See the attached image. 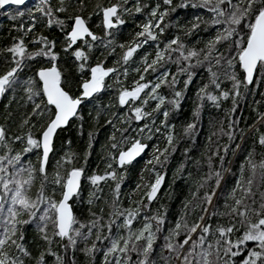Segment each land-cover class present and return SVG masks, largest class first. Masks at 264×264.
<instances>
[{
    "label": "snow or ice",
    "instance_id": "snow-or-ice-1",
    "mask_svg": "<svg viewBox=\"0 0 264 264\" xmlns=\"http://www.w3.org/2000/svg\"><path fill=\"white\" fill-rule=\"evenodd\" d=\"M162 2L164 7L158 2L148 9L146 19L139 22V30L130 40L119 42L115 34L125 24L124 16L142 13L147 7L142 0H135L131 7L128 0H109L107 4L96 3L87 11L86 0H38L30 8H9L11 19L27 13L28 23L13 25L20 34L2 50L8 54V66L0 72V96L11 90L15 98L19 90L23 93L21 99L30 102L31 107L20 122L18 134L0 124V264H48V254L55 258L54 264H66L65 255L53 248L56 243L65 253L78 249L89 264H94L97 253H102L101 264H157L155 245L161 234L160 252L167 250L159 256L162 264H264V152L257 160L254 151L249 150L240 165V177L222 207L210 211L216 188L205 191L199 199L193 192V199L186 200L179 216L167 226V208L163 204L155 210L150 208L164 180L155 166L149 169L146 165L135 187L127 194L122 191L129 166L148 147L146 139L157 132L166 137L164 147L153 146L152 159L157 164L175 150V125L169 122V116L180 108L184 91L196 75L194 68L206 66L208 77L197 88L199 103L193 108V119L183 125V133L189 136L205 98L217 108L231 98L229 111L234 112L238 98L243 96L242 88L246 90L257 74L264 79V0H182L178 6L191 4L208 9V18L195 16L187 26L180 25L183 33L163 40L161 46L157 42L168 26L165 18L175 11L173 0ZM23 4L25 0H0V6ZM94 16H99L97 26L102 34L91 26ZM201 24L213 29L203 46H196L201 43L199 40L190 44L181 38L199 31ZM38 25L57 29L59 40L43 32L30 35ZM149 42L154 45V54L147 50L138 52ZM117 48L121 53L113 66H107L105 61L116 54ZM134 56L139 60L135 68L138 79L130 88L121 86L117 93V103L129 106V114L112 113L105 120L113 131L104 147V169L90 173L86 170L92 149L91 131L82 156L78 158V154L65 150L52 165L50 154H55L58 132L73 123L82 129L83 101L106 87L110 73L119 81L117 68L121 61L135 62ZM69 62L71 67L67 68ZM168 62L175 63V72L168 70ZM32 65V74L22 78V69ZM120 70L127 75L128 68ZM149 70H159L155 80L145 79ZM221 78L230 81L231 87H222ZM162 85L171 90L170 95L158 91ZM151 101L156 102L154 107L145 110ZM99 115L98 111L94 119ZM144 118H149L151 126L142 124L134 133L124 126ZM157 119L163 129L156 126ZM228 136L231 139L232 133ZM255 142L264 149V133ZM17 143L21 147L16 148ZM65 143L70 145L71 140ZM223 148L227 151L228 145ZM217 154L218 151L213 152ZM29 156H34L35 162ZM207 163L209 172L201 179L209 181L215 177L218 187L222 171L212 167L211 157ZM145 171L154 173V178L146 180ZM83 182H88V215L81 219L74 205L77 198L84 201ZM202 187L203 184L198 185V190ZM254 188L259 189L258 196ZM125 195L127 207L123 204ZM105 206L110 211L105 212ZM134 220L142 226L134 227ZM29 225L35 226L36 238L44 245H37L36 255L26 239ZM79 243L83 247L78 248ZM67 264H76L75 257Z\"/></svg>",
    "mask_w": 264,
    "mask_h": 264
},
{
    "label": "trees",
    "instance_id": "trees-1",
    "mask_svg": "<svg viewBox=\"0 0 264 264\" xmlns=\"http://www.w3.org/2000/svg\"><path fill=\"white\" fill-rule=\"evenodd\" d=\"M108 2L109 0H86V3L88 4V9H86V11L91 10L96 3L107 4ZM112 2H115V0H112ZM158 2L161 3V7H164L162 0H142V3L147 5L142 13L125 15V24L120 26V31L115 34L117 41L130 40L132 34L139 30V22L146 19L148 9ZM31 4H33V2L12 7L0 6V72L8 66L5 62V57L8 54L2 50L10 46L14 36L20 34L17 28H14L13 25L28 23L27 13L25 16L13 20L9 17L8 10L9 8L13 11L30 8ZM178 5H182V0H173L172 6L175 7V11L170 12L165 18L164 23L168 26L166 27L165 32L161 35V40L159 41L161 46L163 40L171 38V36L176 33H183L184 28H181L180 25L187 26L195 16H201L204 19L208 18V9L192 7L191 4L188 6ZM93 21L94 23L91 25L93 30L102 34V29L97 26L99 16H94ZM40 32H43L50 38L54 37L59 40L60 34L57 29L52 28L49 30L40 25H38L37 30L30 35H37ZM212 34L213 29H206L205 25L201 24L199 31H194L191 36L182 35L181 38L190 44L199 40L201 43L196 46L201 47L203 46V42L210 38ZM29 39L30 37L26 38V40ZM29 47H32L31 43H29ZM57 48L59 49V44L57 45ZM150 49V47L144 45L142 49L138 50V52L144 50L148 51ZM120 53L121 49L117 48L116 54L110 55L105 61V64L107 66H113V61L118 58ZM152 53L154 54V52ZM97 55H99V53H97ZM173 55L175 56V54ZM136 57L137 56H134V58ZM130 62L131 61L124 63L121 61L120 66L117 68L119 81H117L116 77L110 73L109 77L106 78V87L93 97L87 98L83 101L80 108V111L84 116L82 129L79 128L78 124L73 123L70 126L65 127L63 131L58 132L55 141V154L50 156V163L52 165H54L55 158L62 155L65 150L78 154V158L82 156L89 139L88 133L91 131L93 133L92 149L91 155L88 157L87 164L85 165L86 170L90 173L92 170L102 171L104 169L105 163L102 159L105 155L104 147L109 143L108 137L113 131L112 125L105 123V120L110 118L112 113H116L117 115L121 113L129 114L128 106H122L117 103V93L121 86L130 88L133 81L138 79V73L131 74L129 72ZM32 67H34V65L22 69L21 77L27 78V76L31 75ZM70 67L71 65L69 62L67 68ZM124 67L128 68L127 75H124L120 70ZM166 67L170 72H175L176 70L174 62H168ZM193 70L196 75L193 76L191 83L184 91V96L180 101V108L171 112L169 116V122L175 125V150L169 151L167 160H163V157H161V164L164 167L162 174L165 176V182L158 198L150 205V208L153 210L159 208L161 204L167 208L166 226L179 216L186 200L193 199V192H196V199H199L203 197L205 191L216 188V195L213 197V204L210 206V211H215L217 206L222 207L228 191H230L235 185L236 180L240 177V165L244 163L249 150L254 151L257 160L260 159L261 153L264 152V149L255 142L258 135L264 133V117H260V113H264V79H261L259 74H257V79L254 80L246 90L242 88L243 96L238 98V103L234 112L229 111L232 107L231 98L223 100L219 108H217L213 102L205 98L194 131L190 136L183 133V125L193 119V108L196 103H199L197 100V88L202 83L206 82L208 77L206 66H198ZM158 73L159 70L156 73L149 70V73H146V75L148 79H153ZM74 76L75 74L73 73V78ZM170 78L171 77H169V79ZM183 78L184 77L182 76L181 80H183ZM221 83L222 87H231V82L224 80L223 78H221ZM160 91L164 95L171 94V90L165 85L161 86ZM22 95L23 93L17 90L15 98H13V92L9 90L3 96L0 104V124H3L10 133H19L21 130L19 127L20 122L31 107L30 102L26 103L21 99ZM146 108L147 107H145V109ZM98 111L100 112V115L98 118L94 119ZM131 115H134V113ZM142 124H149V120L143 119L142 121H132L131 124L124 126L128 127L130 131L134 133V130ZM158 124L156 122V126L161 127ZM229 124H231V127H229ZM229 132L232 133L231 139L228 136ZM157 136H163L162 132H157L151 139H146L144 141L148 144V151L156 143ZM209 137H211V139H209ZM117 138H119V133H117ZM66 140H71V144L69 145L65 143ZM225 144L228 145L227 151H224L223 148ZM165 145L166 140H164L163 147ZM237 145H239V147H237ZM14 146L16 148L21 147L18 143ZM185 149H187V151H185ZM217 151L218 154L213 155V152ZM221 156L223 157L222 161L220 159ZM209 157H211L212 160V167L214 169H221L222 171L221 184L218 187L214 183L215 177L209 181L201 179V177L206 176L209 172V166L207 163ZM27 158L34 162L33 156ZM144 159L145 155L129 166L128 174L122 184V191L137 181L136 177L139 174ZM144 174L146 175V173ZM245 175H247V171L245 172ZM200 184H203L204 187L199 188L198 190V185ZM83 185L84 192L82 193V196L84 201L82 202L80 198H77L74 205V211L81 219L86 218L88 215L86 211L88 207L86 203L88 182H83ZM101 186L104 187V182H101ZM254 191H256L258 196L259 189L254 188ZM104 192L105 194H108L107 187H104ZM33 193H35V189H33ZM123 204L126 207V203L123 202ZM189 207H191V205H189ZM108 211H110V209L105 206V212ZM161 211H163V209H161ZM148 214L150 215L151 213L149 212ZM142 215H144V213H141V216ZM193 216H195V213H193ZM210 218L213 220L215 219V217ZM189 219H191V217ZM137 224H139V221L134 220L133 226ZM26 239L32 246L33 255H36L38 252L37 245H39L40 248L44 247L39 239L36 238L34 225L27 226ZM162 244L163 234L159 235L155 245V250L158 254L157 264H162V261L159 260V256L165 255L167 252V250H165L164 253L160 252V246ZM80 247H83L82 243L78 244V248ZM53 248L65 255L66 264L73 259V256L75 257L76 264H89L88 258L78 249L75 252L69 249L68 252L65 253L64 249L60 248L58 243L54 244ZM46 258L48 264H54V257L48 254ZM101 260L102 253H97L94 264H101Z\"/></svg>",
    "mask_w": 264,
    "mask_h": 264
},
{
    "label": "rangeland",
    "instance_id": "rangeland-1",
    "mask_svg": "<svg viewBox=\"0 0 264 264\" xmlns=\"http://www.w3.org/2000/svg\"><path fill=\"white\" fill-rule=\"evenodd\" d=\"M37 2H38V0H34V1H33V4H31V7L34 6ZM134 3H135V0H128L129 7H131ZM29 4H30V3H29ZM153 6H154V5H153ZM157 43H160V42L158 41ZM145 46L151 48L150 50H148L150 53L154 52V45H153L151 42H149V44H148V45H145ZM134 61H135V62L131 61V62H130V65H129V72H130L131 74H135V73H137V72L135 71V68H136V67L138 66V64H139L138 56H137L136 58H134ZM144 75H145V79L148 80V77H147L146 73H145ZM158 75H159V73H158V74H157L152 80H155L156 77H157ZM123 79H124V78H123ZM132 86H133V84H132ZM132 86H131V87H132ZM150 87H151V86H150ZM146 91H147V90H146ZM158 91L161 92L160 89H159ZM161 94H162V93H161ZM142 96H143V95H142ZM134 103H138V102H134ZM155 103H156L155 101H151L149 105H146V106H145V107H147L145 110H149V111H150L151 108L154 107V104H155ZM128 109H129V106H128ZM155 115L159 116L158 113L155 114ZM144 120H149V118H144ZM156 122H157V124H158V123H159V119H157ZM158 125L161 126L160 124H158ZM149 126H151V125L149 124ZM161 128L163 129V126H161ZM164 140H166V137H164V135H163V136H160V137L157 136V137H156V143L154 144V146L163 147V145H164ZM29 157H31V156H29ZM33 158H34L33 160H34V162H35V157L33 156ZM152 158H153V146H152V147L149 149V151H147V153L145 154V159H144V161L142 162V165H141V167H140L139 174H138L137 177H136V178H137V181H136L133 185H130V186H128V187H126V188L124 189L123 192H124L125 194L129 193V192L131 191V189L135 187L136 183L139 182V177H140V175H141V170L144 169L146 165H147V167H148L149 169L152 168L153 166H155V168L157 169V171H159V172L162 173L163 168H164L163 165H162L161 163L157 164L155 161H153ZM149 161H152V163L149 164V163H148ZM144 173H146V175H145ZM144 173H143V174H144L146 180H147V179H150V178H154V173H151V172H148V171H145ZM134 198H135V197H134ZM123 202L126 203V207H127V205H128V198H127V195H125ZM142 216H143V215H142ZM140 226H142V225L139 223V224L135 225L134 227H140Z\"/></svg>",
    "mask_w": 264,
    "mask_h": 264
},
{
    "label": "water",
    "instance_id": "water-1",
    "mask_svg": "<svg viewBox=\"0 0 264 264\" xmlns=\"http://www.w3.org/2000/svg\"><path fill=\"white\" fill-rule=\"evenodd\" d=\"M34 0H25V4H29V3H31V2H33ZM24 5V4H23ZM6 7H12V6H15V5H5ZM97 94V93H96ZM96 94H94V95H96ZM141 95H143V93L141 94ZM2 98H3V96H0V104H1V101H2ZM90 98V97H89ZM65 127H67V126H65ZM64 127V128H65ZM148 151V147L145 149V151L143 152V153H141V155L139 156V157H137L134 161H133V163L134 162H136L137 160H139L141 157H143L145 154H146V152ZM50 156H51V154H50ZM164 176V175H163ZM164 182H165V176H164V180H163V182H162V184H161V186H160V189H159V192H158V196H159V194H160V192H161V190H162V188H163V186H164ZM155 201V200H154ZM153 201V202H154Z\"/></svg>",
    "mask_w": 264,
    "mask_h": 264
}]
</instances>
